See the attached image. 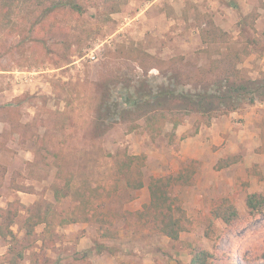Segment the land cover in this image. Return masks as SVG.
<instances>
[{
    "label": "rangeland",
    "instance_id": "374dc122",
    "mask_svg": "<svg viewBox=\"0 0 264 264\" xmlns=\"http://www.w3.org/2000/svg\"><path fill=\"white\" fill-rule=\"evenodd\" d=\"M71 1L79 8L48 0H0V165L6 168L0 208L15 200L22 204L15 238L0 237V264H10L19 253L23 256L17 264H188L191 248L213 253V264L261 262L264 215L253 216L246 204L238 205L237 222L217 221L206 234L208 211L232 194L224 180L204 196L201 207L186 205L193 223L177 241L143 226L131 214L142 209V192H133L135 198L125 202L112 191L106 195L119 211L115 238H98L92 221L56 226L53 235L44 232L43 224L26 233L28 205L46 199L59 212L71 209L75 196L63 197V189L60 200L58 187H80L90 179L113 188L110 156L133 154L129 133L145 130L147 110L157 107L139 96L173 88L177 97L165 105L182 108L178 93L227 92L229 83L212 85L215 78L229 75L234 86L241 76L264 84V0H245L243 7L230 0L232 8L213 13L189 12L188 0ZM215 27L223 31L222 41L203 50L201 31ZM199 74L205 80L196 81ZM229 101L245 108L264 100L249 103L234 96ZM171 115L160 119L167 121ZM155 141L156 147L163 142ZM157 166L149 158L145 176L163 175ZM174 194L185 204L193 195L184 189Z\"/></svg>",
    "mask_w": 264,
    "mask_h": 264
},
{
    "label": "trees",
    "instance_id": "16d2710c",
    "mask_svg": "<svg viewBox=\"0 0 264 264\" xmlns=\"http://www.w3.org/2000/svg\"><path fill=\"white\" fill-rule=\"evenodd\" d=\"M36 3H43L46 0H30ZM52 3H59V5H68L73 9H78L79 5L71 0H48ZM245 23L242 24V28ZM216 37L213 39L211 35ZM219 34H224L218 27L214 29L201 31V37L206 47L213 43L222 41ZM222 36V35H221ZM236 73L241 70L235 69ZM237 78V74H234ZM242 80L239 85L234 86L233 81L229 75L215 78L212 80V85L217 81L224 80L229 83V89L223 93H209L207 91H187L178 93L180 107L165 105L169 98L177 97L176 89L173 88H159L155 93L146 92L139 96V100H145L147 103H157V107L148 109L150 113L146 117L145 130L149 132L152 138L157 137L161 132L166 122L177 123L179 118L192 113L202 114L207 118L217 116L219 114L228 113L240 107L237 102H226L227 99L244 97L249 99V103H254L256 99L264 100L261 95L264 94V84H259V81L253 80L250 77L241 76ZM196 81L205 80V76L198 75ZM211 80V79H210ZM209 80V81H210ZM235 84V83H234ZM220 87H218L219 89ZM217 89V90H218ZM250 95V96H248ZM171 96V97H170ZM135 99V100H138ZM178 108V109H177ZM176 110H183V115H175ZM221 112V113H219ZM172 114L167 121L160 119L166 117L167 114ZM147 114V113H146ZM112 158L111 167L114 171L115 183L111 190L106 189L105 185H101L97 181H82L80 187L68 185L66 188L58 187L56 194L60 195L62 199V191L64 189V196H75V203L71 209L67 208L61 212L55 207L54 203L46 199L40 200L26 207L27 216L24 221V228L28 235L34 233L38 225L45 226V233L53 235L56 226H64L75 222L92 221L97 225V236L101 239L115 238L117 236L115 229V220L119 216V211L115 209L109 202L106 201V195L111 196L114 192L122 202L131 200L134 195L133 192L142 188L145 185L144 166L146 165V154H130L127 152L116 153L110 156ZM238 156H229L225 160H220L216 164V168L228 165L235 162ZM0 190L3 186V177L6 174V168L0 165ZM197 173V163L189 161L182 164L178 174H168L165 176H150L148 187L151 195L150 202L145 203L142 209L132 212L131 214L140 221L143 226L153 229L156 233L169 237L173 241L181 238V232L184 229L190 228L193 223L188 216L184 204L177 195L174 194L173 188L176 185H190L194 182ZM112 191V192H111ZM113 200L112 198H110ZM116 200V198L114 199ZM113 200V201H114ZM21 202L15 200L8 203L6 208H0V237L4 240L15 238V232L12 226L17 222L20 215ZM247 206L250 214L253 216L264 215V194L254 193L250 194L247 199ZM241 215L238 208L231 198L223 197L216 205L210 209V217L208 220L207 235L214 231L215 222L221 219L225 224L232 225L240 219ZM52 238V237H50ZM52 239L48 243L51 246ZM191 260L188 264H213V253L206 249L196 250L191 248ZM18 258H22L23 254L19 253ZM262 261L256 264H264V253L262 254ZM18 258L9 260L10 264H17ZM118 264H128L127 261H119ZM243 264V263H238Z\"/></svg>",
    "mask_w": 264,
    "mask_h": 264
},
{
    "label": "crops",
    "instance_id": "0c3cea01",
    "mask_svg": "<svg viewBox=\"0 0 264 264\" xmlns=\"http://www.w3.org/2000/svg\"><path fill=\"white\" fill-rule=\"evenodd\" d=\"M188 1L192 7L188 9L189 12L196 10V12L213 13L216 8L225 9L233 6L230 0ZM242 2L245 4V0H236L234 4L237 7H243ZM178 22H180L179 19ZM175 28L181 29L179 26ZM129 136L130 147H132L129 151L133 154L145 152L146 161L153 156L155 164L158 165L157 168L160 169L156 172L163 174L159 176L178 174L183 163L189 161L197 163L194 182L190 185H176L173 188V192L184 189L187 194L190 192L193 194L190 198L188 196L185 198L189 202L185 204L183 201L185 209L187 204L201 207L204 204V196L219 189L222 180L227 182L226 184L232 190V194L224 197L231 198L236 207L246 204L249 211L248 196L254 193L264 194V101L211 118L200 113H192L180 117L177 123L166 122L162 132L157 138L155 137V140L159 138L163 141L157 147L156 141L143 128L135 129L129 133L128 138ZM144 145L145 147L155 146L156 150L149 151V148L145 149ZM229 156L239 158L235 162L216 168L220 160H225ZM149 177L145 176V185L134 191L136 195L144 193V200L139 206L150 202ZM175 195L178 196V194ZM191 201L194 202L191 203ZM209 217L210 210L205 219L206 222ZM217 221L223 222L221 219H217L216 223Z\"/></svg>",
    "mask_w": 264,
    "mask_h": 264
}]
</instances>
